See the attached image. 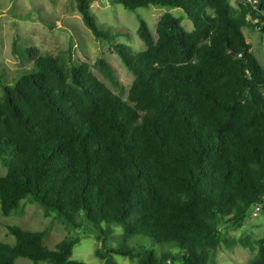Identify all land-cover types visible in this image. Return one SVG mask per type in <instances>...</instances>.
Listing matches in <instances>:
<instances>
[{
    "label": "trees",
    "instance_id": "16d2710c",
    "mask_svg": "<svg viewBox=\"0 0 264 264\" xmlns=\"http://www.w3.org/2000/svg\"><path fill=\"white\" fill-rule=\"evenodd\" d=\"M71 1L96 41L114 42L99 32L91 0ZM252 1L236 10L228 0H113L127 11L180 9L193 25L186 32L166 13L154 38L139 19L143 51L112 43L134 78L126 102L87 65L66 68L14 45L13 55L32 64L12 82L0 71L2 217L21 214L26 202L73 230L87 224L105 250L96 252L103 264H113L112 256L217 264V249L230 246L224 233L244 229L264 199V68L242 32L251 27L264 40V0ZM96 64L118 87L109 65ZM113 226L124 241L140 238L179 253L158 258L144 246L110 247ZM8 234L14 244L0 241V264H84L71 259L80 236L49 251L43 231L11 226ZM235 244L258 249L249 264H264V239Z\"/></svg>",
    "mask_w": 264,
    "mask_h": 264
},
{
    "label": "rangeland",
    "instance_id": "374dc122",
    "mask_svg": "<svg viewBox=\"0 0 264 264\" xmlns=\"http://www.w3.org/2000/svg\"><path fill=\"white\" fill-rule=\"evenodd\" d=\"M90 11L93 14L98 30L101 34L114 38V42L96 41L91 32L84 25L78 14L74 2L71 0H0V71L5 82L16 79L18 71L28 69L32 60L15 57L13 47L20 49H34L39 56L59 58L67 68L71 63L85 64L89 71L103 82L115 95L127 101V93L133 82V76L123 66L120 58L114 52L112 43L129 46L133 52L145 49L136 35L138 21L142 19L156 38V24L163 14L169 13L181 19V25L186 32L193 29L191 21L180 9L149 6L135 11H127L113 0H91ZM244 0H228L234 9ZM251 4L254 1L249 0ZM255 21V20H254ZM251 20V23H255ZM246 43L264 68V40L260 33L251 27L242 30ZM106 62L113 71L118 87L106 79L97 66V60ZM2 91L0 89V96ZM5 174V168L0 163V176ZM15 226L25 231L45 232L44 245L53 251L56 245L68 237L80 236V242L74 247L71 259L84 264H103L96 256L102 254L101 241L96 233L90 232V226L84 224L82 228L73 230L68 228L55 215L46 217L37 205L23 203L22 213H13L4 218L0 212V241L14 244V238L8 234V227ZM249 227V228H248ZM87 233L86 236L83 234ZM123 230L118 226L111 227L110 247L130 248L144 246L154 251L160 258L162 255H176L178 249L154 245L150 241L135 238L123 240ZM225 242L216 251L217 264H249L257 255L258 249L250 251L238 244L232 246V241L249 238L250 241L264 239V209L256 217L249 215L244 229L227 230L224 233ZM148 242V243H147ZM151 243V244H150ZM113 264H137L136 260H129L119 256H112ZM17 264H33L27 259H18ZM48 264V263H40ZM173 264V263H172ZM174 264H181L175 262Z\"/></svg>",
    "mask_w": 264,
    "mask_h": 264
},
{
    "label": "built area",
    "instance_id": "2783aa9c",
    "mask_svg": "<svg viewBox=\"0 0 264 264\" xmlns=\"http://www.w3.org/2000/svg\"><path fill=\"white\" fill-rule=\"evenodd\" d=\"M263 209H264V199H263V204L262 205H257L256 207H254L253 213H252V217L258 216V214L260 212H262Z\"/></svg>",
    "mask_w": 264,
    "mask_h": 264
}]
</instances>
